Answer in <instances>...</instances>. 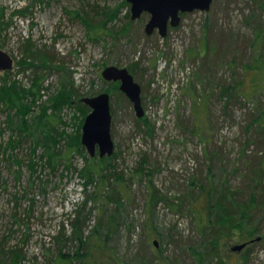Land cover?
Segmentation results:
<instances>
[{
    "label": "rangeland",
    "instance_id": "1",
    "mask_svg": "<svg viewBox=\"0 0 264 264\" xmlns=\"http://www.w3.org/2000/svg\"><path fill=\"white\" fill-rule=\"evenodd\" d=\"M0 14V49L13 58L0 71V264H56L76 249L85 254L76 264H139L141 248L149 264H264V0H212L163 37L146 35L149 14L132 20L126 0H0ZM107 65L131 71L142 116L103 79ZM64 83L78 97L110 95L114 154L100 162L103 178L87 177L86 149L55 171L46 164L53 140L75 143L90 110L60 104ZM21 103L28 114L13 109ZM221 192L227 204L254 195L252 219L220 224Z\"/></svg>",
    "mask_w": 264,
    "mask_h": 264
},
{
    "label": "water",
    "instance_id": "2",
    "mask_svg": "<svg viewBox=\"0 0 264 264\" xmlns=\"http://www.w3.org/2000/svg\"><path fill=\"white\" fill-rule=\"evenodd\" d=\"M130 4V17L137 19L143 12L149 14V19L144 26L146 35H151L156 29L160 36H165L168 26L175 27L180 22L181 12L194 10L208 11L212 0H126ZM13 59L10 54L0 49V71L10 70ZM101 75L106 81H118L119 90L132 102L137 117L143 115L141 103V88L134 80L133 75L126 67L107 65L101 70ZM89 112L84 117L80 142L93 157L110 156L114 151V142L111 136V112L110 95L102 91L96 95L83 96L81 98ZM256 237L251 241L258 240ZM249 242V241H248ZM246 242V243H248ZM157 246V240H154ZM245 243L233 246V249H241Z\"/></svg>",
    "mask_w": 264,
    "mask_h": 264
},
{
    "label": "trees",
    "instance_id": "3",
    "mask_svg": "<svg viewBox=\"0 0 264 264\" xmlns=\"http://www.w3.org/2000/svg\"><path fill=\"white\" fill-rule=\"evenodd\" d=\"M1 13H3L2 11H1ZM0 16H1V14H0ZM107 16L108 17H110V15L109 14H107ZM87 20V21H86ZM84 22L86 23H88L89 25L90 24H92V23H94L91 19H90V17H88L87 16V18L86 19H84ZM105 22V21H104ZM99 24H100V21H99ZM101 24H104L103 22L101 23ZM203 27H205V23H204V26ZM127 29V26H125L124 28H123V30H126ZM32 44H30L29 46H31ZM33 51H35V50H33L32 48H31V52H32V54L34 53ZM37 52V51H36ZM34 55V54H33ZM37 55V54H36ZM40 55H42L43 56V59H44V54H40ZM36 57V56H35ZM22 61H24L25 62V59H22ZM251 67V66H250ZM131 72V71H130ZM117 85L116 84V82H112V85ZM37 86V81L36 82H34L33 83V86ZM72 86V84L71 85H68V86H65V83L62 85V89H61V91H63V92H65L64 94H66L67 92H68V95L66 94V95H63V93H62V95L61 94H59V96H57V98L56 99H58L59 100V102H60V104L61 103H63V101H62V97H66V98H68L70 101L72 100V101H79L80 102V105L84 108V110H88L87 109V106L83 103V102H81V98L83 97V96H92V95H96V94H98L97 92H95V91H90V92H88V93H86V94H84V95H82L81 97H78L77 96V93H75L74 91L75 90H73L74 88H71V90L69 91L68 90V87H71ZM4 88H3V86L2 85H0V90L2 91ZM32 89V88H31ZM253 89H256V88H252L251 87V89L250 90H248V91H245L244 93H241L242 92V90L241 89H238V88H236L235 89V91L237 90V92H239V93H241V94H252V92H254V90ZM251 91V92H250ZM228 92V95H230V93H229V91H228V88H225L223 91H222V94L223 95H225L226 93ZM71 96V97H70ZM242 96H244V95H242ZM65 98V99H66ZM77 98V99H76ZM2 99V100H1ZM67 100V99H66ZM2 101H3V97L2 96H0V103L2 104V107H4V108H7L6 106H5V104H4V102L2 103ZM19 101V100H18ZM69 101V102H70ZM71 101V102H72ZM13 102V101H12ZM14 108V110L16 111V113H25V115L26 114H28L30 111H31V108H30V106H28V105H26V104H23V103H21V105L19 106V108H20V110H19V108L18 109H16L15 108V106H13ZM29 108V109H28ZM263 113H264V110H263ZM263 113H262V115H260L259 114V117H260V119H259V117H258V119H257V121H258V124H259V126H260V128H262L263 127V123H264V118H263ZM87 114V113H86ZM85 114V115H86ZM25 115L23 116V118L22 119H20V120H18V127L20 128V130H23L26 126H27V119L25 118ZM85 117V116H84ZM84 117H83V119H84ZM7 118H8V116H7ZM33 122V121H32ZM263 131V130H262ZM57 135H58V133H57ZM58 137V136H53V138L54 139H56V138ZM52 138V139H53ZM38 144H39V141L37 142L35 139H34V142H33V148L35 149V147H36V145L38 146ZM53 145H54V151H52V154H49V155H47V154H45L44 153V155H46V159H45V161H46V164L49 166V167H51L54 171H55V169H56V167L60 164V162L61 161H66L67 159H69V158H71V156H73L74 155V153H81V152H83L84 150H85V148H84V146L81 144V142H80V136L79 135H77V141L75 142V143H70V144H67L68 146H67V148H64V149H62V147H58L59 145L57 144V142H56V140H53ZM59 148V149H58ZM113 154H114V152H113ZM108 156H104V157H98L97 155H95V156H93V157H89V160H91V167L90 166H87L86 167V170H89L88 172H87V177L88 178H91L92 179V177H93V173L95 174L96 173V175L99 177V178H103L102 176H105L106 174L103 172V170L101 169V167H100V162L101 161H103V160H105L106 158H107ZM72 159V158H71ZM99 166V167H98ZM101 169V170H100ZM94 178V177H93ZM88 181H90V179H88ZM233 196V195H232ZM153 200V195L150 197V202ZM226 199H225V196L223 197V192H221L219 195H217L215 198H214V205H215V207L216 208H218V212H219V214L217 213V215H219V222H220V224H222V223H226L227 221H229V220H231V221H236L235 219H238V216H239V218L241 217V218H247V220H249L250 221V219H252V214H250L251 212V208H252V206H253V201H255V199H254V195H252V194H250V197L248 198V197H246L245 199H242V198H240V199H238V197H236V199H230V204H227L226 203V201H225ZM251 207V208H250ZM73 212H75V210H73ZM73 212H69L70 214H68L69 215V217H70V215H72L73 214ZM244 213V214H243ZM237 217V218H236ZM60 232H63V229H61V231ZM59 231H58V233L59 234H61ZM76 233V234H75ZM82 233H83V231H82V228H81V226H76V227H74V231L72 232V237L73 238H75L78 242H80L81 240H82ZM145 235H146V238H147V241H148V237L150 238V237H152L151 236V233H150V231L149 230H147L146 229V232H145ZM58 239H59V235H58ZM83 239H85V241H86V243H87V241H88V243H89V241H90V237L89 236H87V237H84ZM88 239V240H87ZM154 240L155 239H152L151 240V245L154 247V248H156L157 246L156 245H154ZM158 241V240H157ZM95 243V242H94ZM100 242H96L95 243V246H94V249H98V244H99ZM158 243V242H157ZM101 245L103 244V243H100ZM94 245V244H93ZM103 249V248H102ZM146 251H148V250H144V248H141V249H139V250H137L136 251V254L138 255V257H139V264H149L150 263V261H151V256L150 255H148L147 253H146ZM79 253H78V250L76 249L75 250V253H74V256H75V258L72 256V255H70V254H68V253H58L57 254V256H56V264H76L77 262H79V261H77V262H75L76 260H79V259H77V258H83L84 256H85V254H80V255H78ZM4 255H6L7 256V258L9 257V260L10 259H13V257H21V255L20 254H17V252L16 251H10V252H8L7 251V253H4ZM5 256V257H6ZM159 260V259H158ZM158 262V261H157ZM91 264H94V263H91ZM96 264V263H95ZM105 264V263H104Z\"/></svg>",
    "mask_w": 264,
    "mask_h": 264
},
{
    "label": "bare ground",
    "instance_id": "4",
    "mask_svg": "<svg viewBox=\"0 0 264 264\" xmlns=\"http://www.w3.org/2000/svg\"><path fill=\"white\" fill-rule=\"evenodd\" d=\"M28 7V6H27ZM13 12V11H12ZM19 12V11H18ZM38 16V15H37ZM30 17V16H29ZM43 17V16H42ZM8 18V17H7ZM33 18V17H32ZM81 18V17H80ZM87 21V20H86ZM40 22V21H39ZM113 25V24H112ZM194 25V24H193ZM120 35V34H119ZM4 36V35H3ZM91 51V50H90ZM131 58V57H130ZM81 61V60H80ZM45 63V62H44ZM42 64V63H41ZM18 65V64H17ZM45 65V64H44ZM47 67V66H46ZM37 68V67H36ZM53 68V67H52ZM47 73V72H46ZM58 80V79H57ZM2 100V99H1ZM29 109V108H28ZM17 135V134H16ZM59 135V134H58ZM64 140V139H63ZM25 142V141H24ZM9 144V143H8ZM50 144V143H49ZM1 145V144H0ZM51 145V144H50ZM44 146V145H43ZM67 146V145H66ZM29 147V146H28ZM40 147V146H39ZM13 149V148H12ZM20 149V148H19ZM59 149V148H58ZM4 150V149H3ZM35 151V150H34ZM32 152V151H31ZM4 154V152H3ZM8 154V153H7ZM23 154V153H22ZM27 155V154H26ZM25 158V157H24ZM37 158V157H36ZM4 159V158H3ZM47 173V172H46ZM49 173V172H48ZM37 175V174H36ZM34 176V175H33ZM206 176V175H205ZM211 176V175H210ZM36 177V176H35ZM206 180V179H205ZM41 182V181H40ZM46 182V181H45ZM51 184V183H50ZM95 184V183H94ZM39 185V184H38ZM204 185V184H203Z\"/></svg>",
    "mask_w": 264,
    "mask_h": 264
},
{
    "label": "flooded vegetation",
    "instance_id": "5",
    "mask_svg": "<svg viewBox=\"0 0 264 264\" xmlns=\"http://www.w3.org/2000/svg\"><path fill=\"white\" fill-rule=\"evenodd\" d=\"M130 5V4H129ZM184 12H181V13H179V15H180V17H181V15L183 14ZM169 27V26H168ZM111 82H116L117 84H118V88H119V82L118 81H111ZM111 111V110H110Z\"/></svg>",
    "mask_w": 264,
    "mask_h": 264
}]
</instances>
